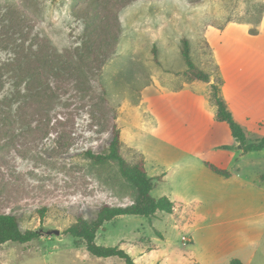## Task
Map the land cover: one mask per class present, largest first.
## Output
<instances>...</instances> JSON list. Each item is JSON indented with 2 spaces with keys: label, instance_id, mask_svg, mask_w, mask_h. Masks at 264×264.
I'll return each mask as SVG.
<instances>
[{
  "label": "rangeland",
  "instance_id": "1",
  "mask_svg": "<svg viewBox=\"0 0 264 264\" xmlns=\"http://www.w3.org/2000/svg\"><path fill=\"white\" fill-rule=\"evenodd\" d=\"M183 37L209 85L186 75ZM246 45L264 49V0H0V214L44 232L0 245V264H127L66 232L138 199L117 161L86 155L108 147L114 123L175 210L121 215L97 243L136 264H264V148L244 152L212 97ZM233 84L235 119L258 141L264 112L246 111Z\"/></svg>",
  "mask_w": 264,
  "mask_h": 264
},
{
  "label": "trees",
  "instance_id": "2",
  "mask_svg": "<svg viewBox=\"0 0 264 264\" xmlns=\"http://www.w3.org/2000/svg\"><path fill=\"white\" fill-rule=\"evenodd\" d=\"M155 59L158 61V50L155 48ZM181 52L186 63V75L192 80H200L206 83L212 81L210 73L201 68L194 61L191 55V45L187 37L182 38ZM212 97L217 105V119L227 122L231 128L233 136L242 144L244 152L259 151L264 148V137L255 142H248L246 132L242 125L235 119L233 112L229 109L221 92V82L212 83ZM113 136L107 148L100 152L87 150L86 155L96 163H106L111 160L117 161L121 174L137 190V201L129 206H112L103 204L93 220H88L82 216L78 221L66 230L74 237L82 238L86 241L88 251L97 257H119L127 264H136L132 256L119 245L106 246L97 243V232L104 227L106 222L112 221L121 215H142L153 217L158 211L173 213L175 203L167 196L156 197L152 194L156 186L155 178L151 177L147 170L146 159L139 153L133 161H129L122 154L123 141L121 129L117 123L113 125ZM206 166L215 173L223 176H231L227 169L218 167L206 162ZM162 179L163 175L157 177ZM264 180V174L261 175ZM44 235L42 230H23L19 224L18 217L13 214H0V245L9 241L27 243ZM159 264V263H157ZM230 264H245L240 258H232Z\"/></svg>",
  "mask_w": 264,
  "mask_h": 264
},
{
  "label": "crops",
  "instance_id": "3",
  "mask_svg": "<svg viewBox=\"0 0 264 264\" xmlns=\"http://www.w3.org/2000/svg\"><path fill=\"white\" fill-rule=\"evenodd\" d=\"M246 51L249 53L251 60L241 62L239 68L234 67L229 70V67H232ZM234 60L224 67L223 78L219 77L221 92L229 109L233 114L237 110V105L230 103L231 101H229L227 96V93L230 94L228 89L233 82V86H236L237 91L240 92L241 106L246 111L255 109L264 112V49L246 45Z\"/></svg>",
  "mask_w": 264,
  "mask_h": 264
},
{
  "label": "water",
  "instance_id": "4",
  "mask_svg": "<svg viewBox=\"0 0 264 264\" xmlns=\"http://www.w3.org/2000/svg\"><path fill=\"white\" fill-rule=\"evenodd\" d=\"M54 232H55V233H57V234H59V233H60V231H59V230H55Z\"/></svg>",
  "mask_w": 264,
  "mask_h": 264
}]
</instances>
